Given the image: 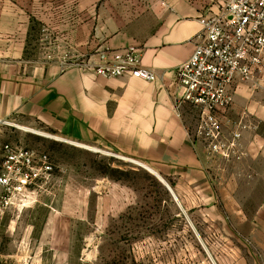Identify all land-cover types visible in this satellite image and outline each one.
<instances>
[{
	"label": "rangeland",
	"instance_id": "374dc122",
	"mask_svg": "<svg viewBox=\"0 0 264 264\" xmlns=\"http://www.w3.org/2000/svg\"><path fill=\"white\" fill-rule=\"evenodd\" d=\"M115 1L0 0V52L32 65L57 64L55 56L69 52L68 29L92 17L88 7H100L104 20ZM81 3L84 11L76 8ZM255 91L246 96L248 139L264 136V83ZM259 100L261 117L252 107ZM193 110L192 123L198 120ZM22 124L0 122V140L49 153L54 171L35 202L0 212V264H221L235 260L230 245L244 241L254 250V224L239 220L237 211L252 217L264 204V156L213 157L219 213L190 224L162 182L137 163Z\"/></svg>",
	"mask_w": 264,
	"mask_h": 264
},
{
	"label": "crops",
	"instance_id": "0c3cea01",
	"mask_svg": "<svg viewBox=\"0 0 264 264\" xmlns=\"http://www.w3.org/2000/svg\"><path fill=\"white\" fill-rule=\"evenodd\" d=\"M224 2L116 0L105 8L108 17L104 20L100 7H88L92 17L68 29L69 52L53 55L57 64L32 65L22 55L6 58L1 51L0 122L21 121L142 163L169 184L177 200L162 182L187 214L188 223L213 221L221 206L213 157L194 137L198 120L192 123L190 119L192 106L183 103L178 111L174 95L179 91L177 69L192 55L202 31L200 18L210 10L218 11ZM76 8L85 10L82 3ZM131 45L141 49L142 65L158 75L155 82L130 75L104 77L81 65L104 47L121 50ZM64 61L80 66L60 64ZM257 86L256 82L238 85L234 104L224 118L228 129L244 122L246 108L251 110L246 96L257 92ZM262 103L259 100L252 106L258 117L263 113ZM246 128L244 157H263L264 136L258 133L248 139ZM197 213L200 217H194ZM237 216L253 222L254 250L244 241L238 247L230 245L226 250L233 252L235 260L221 264H264V204L252 217L242 209ZM231 234L227 231L226 237Z\"/></svg>",
	"mask_w": 264,
	"mask_h": 264
},
{
	"label": "built area",
	"instance_id": "2783aa9c",
	"mask_svg": "<svg viewBox=\"0 0 264 264\" xmlns=\"http://www.w3.org/2000/svg\"><path fill=\"white\" fill-rule=\"evenodd\" d=\"M190 58L177 69L176 109L189 103L198 112L194 137L212 157L240 160L246 125L241 120L229 129L224 118L240 84L264 83V0H225L218 11L200 18ZM64 66L76 65L69 61ZM104 77L130 75L155 82L159 77L142 65L136 45L121 50L104 47L82 62ZM54 164L47 152L0 140V212L27 207L52 181Z\"/></svg>",
	"mask_w": 264,
	"mask_h": 264
},
{
	"label": "bare ground",
	"instance_id": "6f19581e",
	"mask_svg": "<svg viewBox=\"0 0 264 264\" xmlns=\"http://www.w3.org/2000/svg\"><path fill=\"white\" fill-rule=\"evenodd\" d=\"M18 127L21 128V129H25V130L31 131V132H33V133H38V134H44V135H47V133H45V132H43V131H40V130H37V129L31 128V127L25 126V125H23V124H22V125H18ZM60 139H62V138H60ZM62 140L69 141V142H71V143L74 144V145L81 146V147H85V148H88V149H91V150H96V151L99 150V149H97V148H95V147H91V146H88V145H84V144H81V143H78V142H74V141H71V140H66V139H62ZM117 156H119V155H117ZM119 157H121V158H123V159H126V160H130V161L135 162V163H138V162H136V161H134V160H132V159H129V158H127V157H123V156H119ZM138 164H139V165H142V166L148 168L150 171H152V169L149 168L148 166H146V165H144V164H142V163H138Z\"/></svg>",
	"mask_w": 264,
	"mask_h": 264
},
{
	"label": "water",
	"instance_id": "95a60500",
	"mask_svg": "<svg viewBox=\"0 0 264 264\" xmlns=\"http://www.w3.org/2000/svg\"><path fill=\"white\" fill-rule=\"evenodd\" d=\"M151 172H153V174H155L161 180V182H163L167 186V188L170 190V192L172 193V195L174 196V198L177 200V198H176L175 194L173 193V190L171 189V187L169 186V184L160 175H158L154 171H151Z\"/></svg>",
	"mask_w": 264,
	"mask_h": 264
}]
</instances>
